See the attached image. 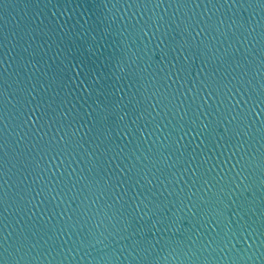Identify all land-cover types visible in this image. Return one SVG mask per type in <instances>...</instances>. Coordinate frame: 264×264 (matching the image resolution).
Listing matches in <instances>:
<instances>
[{"label": "water", "instance_id": "water-1", "mask_svg": "<svg viewBox=\"0 0 264 264\" xmlns=\"http://www.w3.org/2000/svg\"><path fill=\"white\" fill-rule=\"evenodd\" d=\"M0 264H264V0H0Z\"/></svg>", "mask_w": 264, "mask_h": 264}]
</instances>
